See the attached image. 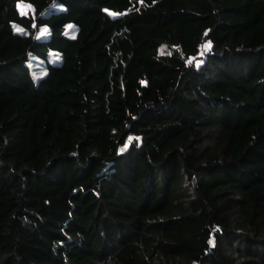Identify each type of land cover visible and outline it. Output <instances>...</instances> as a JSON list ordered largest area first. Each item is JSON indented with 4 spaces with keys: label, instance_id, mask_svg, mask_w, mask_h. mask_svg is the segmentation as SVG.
Wrapping results in <instances>:
<instances>
[{
    "label": "trees",
    "instance_id": "obj_1",
    "mask_svg": "<svg viewBox=\"0 0 264 264\" xmlns=\"http://www.w3.org/2000/svg\"><path fill=\"white\" fill-rule=\"evenodd\" d=\"M0 264H264V0H0Z\"/></svg>",
    "mask_w": 264,
    "mask_h": 264
},
{
    "label": "rangeland",
    "instance_id": "obj_2",
    "mask_svg": "<svg viewBox=\"0 0 264 264\" xmlns=\"http://www.w3.org/2000/svg\"><path fill=\"white\" fill-rule=\"evenodd\" d=\"M19 8L21 9V11L25 12L27 10V7L24 6L22 3L19 4Z\"/></svg>",
    "mask_w": 264,
    "mask_h": 264
}]
</instances>
